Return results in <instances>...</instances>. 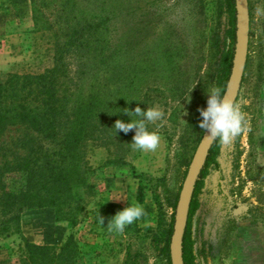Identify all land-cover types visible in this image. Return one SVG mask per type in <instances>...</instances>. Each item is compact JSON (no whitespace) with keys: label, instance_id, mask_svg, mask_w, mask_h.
Wrapping results in <instances>:
<instances>
[{"label":"rangeland","instance_id":"1","mask_svg":"<svg viewBox=\"0 0 264 264\" xmlns=\"http://www.w3.org/2000/svg\"><path fill=\"white\" fill-rule=\"evenodd\" d=\"M249 1L248 56L236 99L246 130L228 145L220 142L215 162L201 179L190 219L193 264H264V0ZM122 7L126 29L142 30L135 39L129 34L130 46L140 50L164 35L183 40L190 55L201 53V68L197 74L193 65L183 69L186 92L161 120L151 122L161 136L155 151L132 147L119 159L118 148L112 147L111 155L104 148H88L95 193L75 227L56 220L50 208L11 213L0 208V229L10 226L9 233L0 235V264H20L25 241L59 247L70 234L79 246L77 264H167L161 250L171 224L173 229V203L204 133L198 109L206 107L205 93L213 86L211 46L219 37V47H224L227 20L218 14L217 0H125ZM52 57L50 34L34 30L30 0H0V80L8 74L41 73L52 65ZM154 108L164 109L162 104ZM22 137L16 128L0 135V161L12 162L23 154ZM107 159L115 162L106 164ZM6 184L18 190L23 175L7 174ZM134 204L142 205L145 215L123 232L110 230L111 217Z\"/></svg>","mask_w":264,"mask_h":264},{"label":"trees","instance_id":"2","mask_svg":"<svg viewBox=\"0 0 264 264\" xmlns=\"http://www.w3.org/2000/svg\"><path fill=\"white\" fill-rule=\"evenodd\" d=\"M248 2L251 24L253 15ZM124 3L125 0H30L34 30L50 34L53 57L52 65L41 73L8 74L0 80V135L12 128L23 132L19 140L23 154L12 162L0 161V208L4 213L20 208H50L56 220L75 227L87 200L95 193V170L88 161V148H104L110 155L112 147L118 148L121 153L117 157L123 159L124 152L133 147L134 131L116 133L113 125L117 119H137L131 115L128 118L124 108L145 109L162 104L166 114L188 88L183 69L193 65L195 73L199 72L201 53L198 58L190 55L183 40L179 43L164 35L140 50L130 46L129 34L135 39L142 30L126 29ZM217 9L227 20L226 43L220 48L217 37L211 46L214 52L209 78L212 89H219L223 97L235 58V2L217 0ZM195 120L192 117V123ZM156 126L147 125L149 131L155 132ZM219 146L216 138L195 185L182 243L184 264H193L190 219L194 199L207 168L215 162ZM189 161L190 158L186 165ZM113 162L107 159L106 164ZM11 172L23 175L18 190L7 187L6 175ZM176 200L177 197L173 208ZM9 232L8 224L0 229V235ZM171 234L172 224L161 250L167 264ZM79 253L74 234L68 235L59 247L25 241L20 264H77Z\"/></svg>","mask_w":264,"mask_h":264},{"label":"clouds","instance_id":"3","mask_svg":"<svg viewBox=\"0 0 264 264\" xmlns=\"http://www.w3.org/2000/svg\"><path fill=\"white\" fill-rule=\"evenodd\" d=\"M205 94L207 96L206 107L198 109L201 117L199 127L211 138H218L221 143L228 145L246 130L245 116L240 109V104L233 99L222 98L219 89H211ZM124 109L123 113L128 118L131 115L137 119L129 118L127 122L117 119L113 125L116 133L117 131L123 133L134 131L131 144L135 149L155 151L159 146L161 136L158 132L149 131L147 125L161 120L164 113L156 108L141 109L139 106L133 110ZM144 215L145 210L142 205H128L111 217L110 230L123 232L128 225ZM99 223L104 224V217L99 216Z\"/></svg>","mask_w":264,"mask_h":264},{"label":"water","instance_id":"4","mask_svg":"<svg viewBox=\"0 0 264 264\" xmlns=\"http://www.w3.org/2000/svg\"><path fill=\"white\" fill-rule=\"evenodd\" d=\"M234 2L236 11L235 58L227 88L222 98L236 101L244 77L248 56L250 12L248 0H234ZM215 140L204 131L188 166L175 208L172 235L169 243L170 264H184L182 243L187 226L190 204L195 185L205 165L209 150Z\"/></svg>","mask_w":264,"mask_h":264}]
</instances>
